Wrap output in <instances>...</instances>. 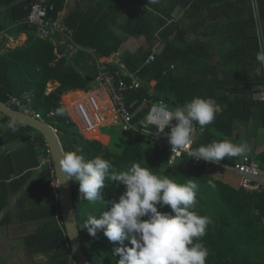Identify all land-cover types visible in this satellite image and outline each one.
<instances>
[{
    "label": "trees",
    "instance_id": "1",
    "mask_svg": "<svg viewBox=\"0 0 264 264\" xmlns=\"http://www.w3.org/2000/svg\"><path fill=\"white\" fill-rule=\"evenodd\" d=\"M148 2L78 0L62 21L74 32L73 41L80 47L71 56L68 46H59L56 53L54 42L42 39L36 27L25 22L32 11L31 0H0V19L12 25L16 35L23 33L28 38L24 45L17 47H2L0 43V100L7 104L11 96H31L34 110L46 118L56 109H64L62 96L88 89L90 84L86 78L96 75V67L90 63L92 58L85 48H96L99 54L109 55L124 43L123 37L115 36L110 28V25L117 26L116 19L121 18V30L128 37H146L154 47L158 35L165 45L156 61L149 64L147 60L152 49L126 55L125 63L130 71L146 85L134 92L133 100L148 96L152 83L156 85L153 100H166L174 108L194 97H210L217 102L218 112L211 123L212 130L201 137V145L224 138L240 140L242 130L246 132V140L257 139L258 132L264 130V101L259 96V88H264V69L258 72L256 61L257 52L264 48V0ZM46 3L53 7L52 17L59 20L68 0H47ZM178 7L186 9L185 17H198L207 9L211 13L216 9H233V12L226 13L225 24L214 28L217 37L205 34L210 38L205 42L201 40V33L188 37L189 31L196 32L195 25L181 29V22L174 23L173 14ZM5 29L0 25V33ZM217 38L228 45L223 56L216 51ZM51 82L60 85L49 93ZM47 121L59 131L65 151L79 148L87 159L100 156L118 171L139 163L178 183L193 179L198 185V203L193 210L210 219L206 234L200 238L209 252L206 264H264V194L248 193L240 185L234 187L221 176L215 177L214 170L232 173L214 168L208 174L195 167L188 157L170 166L169 153L157 148H153V157L146 163L144 148L152 149L153 144L137 135L130 136L122 153L117 154L110 147L89 141L78 133L65 109L64 115L56 114ZM1 123L12 124L0 130V228L21 226L28 230L23 237L28 254L32 258H44L43 262L33 264H76L45 139L30 127L16 124L6 116L2 115ZM13 127L17 130L13 131ZM48 159L51 162L43 164ZM234 160V157H225L230 165ZM255 160L264 166V153ZM209 180L215 183L214 189L209 187ZM71 183L77 228L91 264H117L120 257L113 254V249L120 245L110 242L103 231L93 237L83 227L90 215L99 218L101 212L108 210L107 204L110 208L112 202H118L124 186L106 179L102 190L105 202L90 203L82 198L79 185ZM15 197L16 205L11 208V200ZM157 207L161 212H171L169 206ZM125 244L131 247L127 241Z\"/></svg>",
    "mask_w": 264,
    "mask_h": 264
},
{
    "label": "clouds",
    "instance_id": "2",
    "mask_svg": "<svg viewBox=\"0 0 264 264\" xmlns=\"http://www.w3.org/2000/svg\"><path fill=\"white\" fill-rule=\"evenodd\" d=\"M157 2L149 0L148 4ZM256 61L259 72L264 69V48L257 52ZM217 112V102L210 97H194L175 110H169L164 103L153 104L138 126L142 129L151 126V131L155 128L166 135L171 151L179 154L193 143L194 124L203 129L215 120ZM55 114L64 115V109H56ZM131 127L126 125L125 129ZM166 127L170 128L168 133ZM247 151L246 144H234L224 138L200 145L187 154L196 161L218 164L225 157L243 156ZM59 170L63 176L60 183H77L82 198L90 203L104 201L102 190L106 179L124 186L118 202H112L110 208L107 204L108 210L101 212L99 218L90 215L83 227L93 237L103 231L110 242L120 245L113 249V254L120 257L117 264H206L209 252L200 238L206 234L210 219L193 210L198 203V185L193 179L178 183L139 163L118 171L100 156L87 159L79 148L61 154ZM208 185L216 187L212 180ZM158 205L169 206L171 212L159 211Z\"/></svg>",
    "mask_w": 264,
    "mask_h": 264
},
{
    "label": "built area",
    "instance_id": "3",
    "mask_svg": "<svg viewBox=\"0 0 264 264\" xmlns=\"http://www.w3.org/2000/svg\"><path fill=\"white\" fill-rule=\"evenodd\" d=\"M52 10L53 7L49 6L45 0H41L39 4H33L26 23L36 27L38 34L44 39H51L56 45H66L73 49L75 46L73 31L61 20H56L50 16ZM59 38L61 40H58ZM88 53L92 58L90 63L97 70L92 82L95 84V88L91 89L89 86L88 89L72 91L70 93L81 94L82 98L72 102L70 108L64 103L62 104L66 109L69 121L75 125L78 133L85 137L90 132L99 131L100 133L102 128L119 127L124 135L143 137L150 144L156 145L159 151H167L170 166H174L179 160L188 157L193 161L195 167L203 169L208 174L212 173L214 168L221 169L237 176L239 185L244 191L251 194H264V166L252 159L250 154L243 155L241 160L235 157L233 165L228 164L225 158L218 164H214L202 160L196 161L188 156V151L201 145V137L209 132L211 124L203 129L198 124H194L193 143L189 148L180 150L179 154L171 151V145L166 135L159 133L155 128L151 131V126L143 129L142 126H138L153 104L164 103L167 107H171V105L166 100L154 101L151 86L148 96L133 100L131 96L134 92L140 91L146 85L135 73L130 71L123 58L119 55L100 57L95 52ZM157 56L158 53L154 51L148 58L147 64L156 61ZM259 90L261 91L259 96L264 101V88H259ZM31 102V96H27L25 99L11 96L7 104L11 108L31 115L47 124H49L48 119L56 116L55 112H51L46 118L34 108L28 109ZM172 123L175 124V121ZM126 125H132V127L125 129ZM52 128L59 134L56 128ZM169 130L170 128L166 127L165 133H168ZM50 159L44 160L43 164L50 163L52 161ZM55 187L57 188V183Z\"/></svg>",
    "mask_w": 264,
    "mask_h": 264
},
{
    "label": "crops",
    "instance_id": "4",
    "mask_svg": "<svg viewBox=\"0 0 264 264\" xmlns=\"http://www.w3.org/2000/svg\"><path fill=\"white\" fill-rule=\"evenodd\" d=\"M45 1H47V0H45ZM31 2L33 4V0H31ZM77 2H78V0H68L66 9L60 14V19L59 20L63 21V19L69 15L71 10L74 9V7L76 6ZM185 10L186 9H184L182 7H178L174 11V14H173L174 23L181 22V27H182L181 29H186L190 25H195V28H196L195 31L196 32L192 33V32L189 31L188 32V37H194V35H196L197 33H199V34L201 33V36H202L201 40H203L205 42L210 39V38L208 39V37H206V35H208V34L209 35H213L214 37L215 36L217 37V31H215L214 28L217 27L218 25L225 24V21H226L225 15H226V13L231 14L233 12V9H230V10H228V9L227 10H225V9H216V11L211 13V11L207 9V10L204 11V13L199 14L198 17L190 16V15L185 17V15L187 14V12ZM25 22H26V20H25ZM120 24H118L117 27L116 26H112L111 27V25H110L112 33H115V36H118V37L121 36L124 39V43L122 44V46L120 47V49L118 51L112 52L109 55H101V54H99V50L96 49V48H85V50L87 52H95L100 57H108V56H112V55H119L120 57L123 58L124 61H125L126 55H134V54H136V53H138L140 51L148 52V51H150V49H152V53L154 51L157 52L158 55L162 53L165 45L160 40V37L158 35L155 38L154 47H152V45L150 44V42H148L146 37H142V38H139V39L128 37L127 34H125V32L121 30L122 27H121ZM0 25H4L6 27V29L3 32L0 33V39H1L0 43H2V45H3L2 47H17L18 45H24L26 43L28 38H27V36L25 34L21 33V34H17L16 35L14 33L15 31H14L13 26L10 25L9 23H7L4 20H1V19H0ZM200 26H202V27H200ZM175 35H176V33L174 34V41H175ZM221 39H223V38H221ZM58 40H61V39L59 38ZM4 42H6L5 45L3 44ZM215 43H216V51H217V53L219 54V56H223L224 52L225 51L227 52V50H228L227 49L228 45L226 43H224V42H221L218 38L216 39ZM56 46H57L56 53H58V47L59 46H66V45H56ZM68 48H69L70 54L72 55L73 54L72 52L76 53L77 50L80 47L75 44L73 49H71L70 47H68ZM59 57H62V56H59ZM154 86L155 85L152 83V85H151L152 89L154 88ZM74 91H76V90H74ZM66 95H68V94H65L64 96H66ZM74 101L76 102V100H74ZM68 107L70 108V106H68ZM1 119H2V115L0 114V130L1 129H6V128L11 126L12 123H8L6 125L2 124L1 123ZM85 138H87V137H85ZM252 141H254V140H252ZM108 146H109V144H108ZM251 149H254L251 152V156L254 157L255 159H256V157L258 155L264 153V147L263 146L257 147V148H251ZM10 150L13 151L14 150L13 147H10ZM263 165H264V163H263ZM218 175L221 176L222 179L226 183L230 182L229 184H231L234 187H237V185H239L238 177H236L233 174H224V173L220 172L217 169L214 170V176L218 177ZM225 178H228V181H226ZM231 179H233V180L237 179L238 183H236V185H233ZM16 202H17V198L16 197L11 200V208H13L16 205Z\"/></svg>",
    "mask_w": 264,
    "mask_h": 264
},
{
    "label": "rangeland",
    "instance_id": "5",
    "mask_svg": "<svg viewBox=\"0 0 264 264\" xmlns=\"http://www.w3.org/2000/svg\"><path fill=\"white\" fill-rule=\"evenodd\" d=\"M116 14H117V12H115V15ZM124 17H122V18H124ZM121 22H122V19L117 18L115 23L120 24ZM110 23H112V22H110ZM0 41H1V39H0ZM5 43L6 42H4L3 44L5 45ZM72 53L73 54L71 56H73L75 54L74 52H72ZM59 85H60L59 82L49 83L48 92L50 93L55 88H57ZM90 87H91V89H94L95 84L91 83ZM81 97H82L81 94L74 95L73 93H70L66 96H62V104L64 103L67 106H71L75 102L74 100H77L78 98H81ZM25 98L26 97H23L21 99H25ZM168 108H169V110H175L173 106L168 107ZM28 109H33L32 103L29 104ZM64 109H65V107H64ZM98 132L90 134V135H85V137H87L86 139L89 141H98L103 146L110 147V149L117 154L122 153L129 137L127 135H124L119 127L102 128L100 130V134L105 135V136H101L100 134L98 135ZM241 134L242 135H241L240 140L233 139L231 141L234 144H246L248 146V151L246 154H251V152L254 150L251 148H257V147H261V146L264 147V130H260L258 132V139H255L254 141L246 140L245 130H242ZM96 137H98V138L95 139ZM108 144H109V146H108ZM153 148H157V146L153 145L152 149L144 148V155L146 157L145 158L146 163H147V160H149L153 157V153H154ZM242 157L243 156H238V159L241 160ZM225 180L228 181V178H225ZM231 180H232L233 185H236V183H238L237 179L236 180L231 179ZM228 183H230V182H228ZM27 232H28V230H26L25 228H23L21 226H10L9 228H1L0 229V264H33L35 261H37V262H43L44 261V258H42L40 256L36 257V258H32L28 254L25 243L23 241V237H24V235L27 234Z\"/></svg>",
    "mask_w": 264,
    "mask_h": 264
},
{
    "label": "water",
    "instance_id": "6",
    "mask_svg": "<svg viewBox=\"0 0 264 264\" xmlns=\"http://www.w3.org/2000/svg\"><path fill=\"white\" fill-rule=\"evenodd\" d=\"M41 0H33V4H39ZM50 16L52 14L50 13ZM42 39L44 37L41 36ZM88 84L93 82V78L87 77ZM151 89V88H150ZM52 92V91H51ZM0 114L8 117L12 122L25 125L40 133L45 139L49 148V153L54 165L55 175L57 180V191L61 205L62 217L66 227L67 236L72 247L74 260L76 264H91L87 254L84 251L80 235L77 228L74 203H73V185L71 181L60 183L63 181L62 173L59 170V159L63 152H65L59 135L47 123L41 122L31 115L23 113L19 110L13 109L8 104L0 100Z\"/></svg>",
    "mask_w": 264,
    "mask_h": 264
},
{
    "label": "bare ground",
    "instance_id": "7",
    "mask_svg": "<svg viewBox=\"0 0 264 264\" xmlns=\"http://www.w3.org/2000/svg\"><path fill=\"white\" fill-rule=\"evenodd\" d=\"M81 98H82V97H81ZM96 132H97V131H96ZM96 132H90V133H88V134H93V133H96ZM88 134H87V135H88Z\"/></svg>",
    "mask_w": 264,
    "mask_h": 264
}]
</instances>
